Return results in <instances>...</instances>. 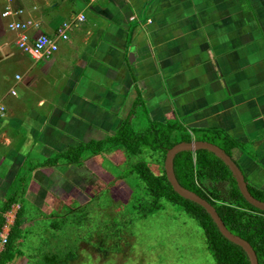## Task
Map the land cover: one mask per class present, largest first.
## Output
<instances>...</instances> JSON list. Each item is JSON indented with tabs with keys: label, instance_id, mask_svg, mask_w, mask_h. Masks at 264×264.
<instances>
[{
	"label": "crops",
	"instance_id": "crops-1",
	"mask_svg": "<svg viewBox=\"0 0 264 264\" xmlns=\"http://www.w3.org/2000/svg\"><path fill=\"white\" fill-rule=\"evenodd\" d=\"M81 14L49 58L19 49L9 32L30 19L33 39L56 36ZM0 55L21 67L0 115L1 210L15 194L47 206L55 179L90 170L57 154L104 142L141 110L179 123L191 141L231 144L247 183L264 190V0H0Z\"/></svg>",
	"mask_w": 264,
	"mask_h": 264
},
{
	"label": "trees",
	"instance_id": "trees-1",
	"mask_svg": "<svg viewBox=\"0 0 264 264\" xmlns=\"http://www.w3.org/2000/svg\"><path fill=\"white\" fill-rule=\"evenodd\" d=\"M147 122L149 128L138 130L131 117H128L117 133L104 142L75 146L67 153L57 154L64 157L66 163L82 166L85 160L83 151L87 147L95 152L103 150L105 145L122 146L120 157L127 165V173L118 179L126 178L137 187V192L129 203L123 204L122 209L113 212L115 203L108 191V198L97 204L96 196L92 194L87 208L79 203L77 194L68 195L66 198L60 194L64 205L60 212H41L39 218H31L33 229L39 230L35 235L32 233V237L37 239L39 248L42 244L50 250L47 254L45 251L44 254H36L24 250L25 247L31 249L34 245L33 239L30 245L23 241L21 223L28 206L24 203L15 225L12 226L5 250L0 256V264H21L28 257L34 264H81L85 245L94 246L105 257L111 252L124 253L127 244L124 234L127 226L139 217L147 218L167 208L168 204L175 205L200 224L208 247L218 264H250L244 248L227 239L208 211L202 205L177 193L167 178L164 162L168 149L182 141L190 142L191 135L186 133L179 123H158L150 118ZM108 142L112 143L107 144ZM231 147L230 144L225 148L227 152ZM53 160H56V157ZM174 169L180 183L211 202L226 226L233 233L248 240L258 255L259 264H264V210L247 201L229 166L214 152L200 149L178 153L174 159ZM248 187L256 198L264 201L263 189L251 184H248ZM16 199L17 194L12 200L9 199V207L5 205V208H2L0 230L4 223L3 212L9 209ZM77 202L79 205H75ZM56 242L55 247L53 244ZM87 257L92 261V253Z\"/></svg>",
	"mask_w": 264,
	"mask_h": 264
},
{
	"label": "rangeland",
	"instance_id": "rangeland-1",
	"mask_svg": "<svg viewBox=\"0 0 264 264\" xmlns=\"http://www.w3.org/2000/svg\"><path fill=\"white\" fill-rule=\"evenodd\" d=\"M9 32L11 34L14 33L16 36L15 32L11 30H9ZM10 38L11 37L8 36V39ZM13 39L15 40V37ZM1 56L2 55H0V104H4L3 102H8L9 99V96L7 97L5 92L10 88V85L13 84V78L16 76L13 73L21 67L15 64L16 62L14 61L1 59ZM25 86L27 87L29 96L22 95L24 97L23 100H33L31 92L35 91V89H32V86L25 81L18 84V91H23ZM4 107L5 108L0 105V115L3 112L5 113L8 104L7 107L6 105ZM1 116V118H7L3 115ZM148 118L147 113L141 110L138 119L133 122L136 129L141 130L142 128H149V123L147 122ZM185 132L187 133V131ZM208 137L209 139L212 138L211 136ZM111 143L112 142H108L107 144ZM122 152V146L112 147L105 145L103 150L95 152H92V150L87 147L83 151V158H85V165L89 164L87 166L90 168L89 171L76 170L74 174H69L70 172L68 173L67 171L64 172L60 180L54 177L55 184L49 186V189L50 187L52 189L54 188L52 191L57 195L51 192L49 197L51 201H49L47 206L42 208L36 206L31 207L29 204L26 206L25 203L27 209L25 210L26 214L22 218L23 222L21 223L24 232L23 241L30 245L33 239L34 245L31 249L25 247L24 250L28 253L36 254H44V251L45 254L50 252V250L42 244L39 248L37 239L32 237V233L35 235V233H39V230L33 229L31 218H39L41 212L44 214H51L55 210L60 212L64 207L63 202L61 199L57 200V202L53 196L56 197L61 194L62 197L66 198L68 195L70 196L73 194L76 196L78 193L76 198L80 201L79 203L82 206L87 208L89 205V197L92 196V194L96 196L95 200L97 204L103 201V199L108 198L106 195L108 191L109 196H112L115 203V206L112 207L113 212L122 209L123 204L129 203V201L134 198L137 187L126 178L118 179L119 176H124L127 173V165L123 163L120 157ZM118 157L119 159H117ZM95 158H97L96 161ZM94 172L99 174L98 178L92 174ZM19 182H21L20 178L17 180L18 185H20ZM79 190H81V193ZM38 195L44 196L40 193ZM48 195L49 194H47V196ZM22 197L23 194H20V197L17 199L21 202L22 206H24V202L21 200ZM35 199L39 205L42 204L38 197ZM35 199L33 200L35 201ZM81 202H83V204ZM79 203L77 202L75 205H79ZM1 205L2 204H0V207H2ZM4 212L3 217L5 214ZM129 222L130 221H128V223ZM34 224L36 223L34 222ZM124 237L127 241L124 253L111 252V254L106 257L94 246L85 245L83 254H81V256H84L81 264H218L212 251L208 247L200 224L186 212L177 209V207L172 204H168L167 208L157 211L147 218L139 217L135 219L127 226ZM19 241L22 242L21 239H19ZM57 242L53 244L55 247L57 246ZM89 253H92V261L87 257ZM99 253L101 254L100 257L98 255ZM59 254H61V252ZM21 264H34V261L28 257L21 262Z\"/></svg>",
	"mask_w": 264,
	"mask_h": 264
},
{
	"label": "water",
	"instance_id": "water-1",
	"mask_svg": "<svg viewBox=\"0 0 264 264\" xmlns=\"http://www.w3.org/2000/svg\"><path fill=\"white\" fill-rule=\"evenodd\" d=\"M200 149H207L211 152H214L218 157H220L231 169L233 175L235 176L238 186L245 196L248 202L253 204L255 207L264 210V201L256 198L248 187V183L246 181L245 175L240 168V166L234 161V159L220 146L213 144L208 141L202 140H194V141H182L174 145L173 147L169 148L166 154L164 167L166 171L167 178L171 185L173 186L174 190L179 193L181 196L190 199L200 205H202L208 213L212 216L216 224L218 225L222 234L229 239L230 241L242 246L246 253L248 254L250 264H259L258 255L252 246V244L246 240L245 238L241 237L233 233L224 223L222 217L220 216L219 212L217 211L216 207L209 202L206 198L202 197L195 191H192L186 187H184L180 181L178 180L175 169H174V159L176 155L182 151L191 150L197 151Z\"/></svg>",
	"mask_w": 264,
	"mask_h": 264
},
{
	"label": "built area",
	"instance_id": "built-area-1",
	"mask_svg": "<svg viewBox=\"0 0 264 264\" xmlns=\"http://www.w3.org/2000/svg\"><path fill=\"white\" fill-rule=\"evenodd\" d=\"M13 12L14 11L10 9V7H8L7 10L4 12V16H8ZM19 12H21V10L16 11V13ZM86 19V14H81L73 20L64 21L63 23H61L57 29L56 36H51L46 33H42L34 39L31 36V32L32 29L35 28L37 25L33 20L27 19L25 21H14L9 24V28L12 31L16 32L18 35L16 45L19 49H22L23 51L39 58H49L53 56L56 51H58L59 39H69L68 30L71 28V26L77 24L78 22H83ZM16 78L17 80H20V74H18ZM11 92L13 94H16V91L13 89L11 90ZM2 107L5 108L4 106ZM21 206V202L19 200H16L11 204L10 208L4 212V223L0 230V256L5 250L6 244L8 242L12 230V226L16 222L18 214L21 210Z\"/></svg>",
	"mask_w": 264,
	"mask_h": 264
}]
</instances>
